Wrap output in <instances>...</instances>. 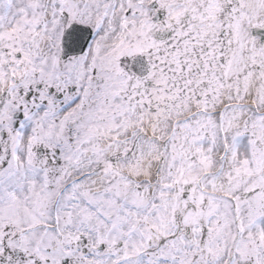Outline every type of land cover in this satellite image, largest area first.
I'll use <instances>...</instances> for the list:
<instances>
[{"label": "snow or ice", "instance_id": "obj_1", "mask_svg": "<svg viewBox=\"0 0 264 264\" xmlns=\"http://www.w3.org/2000/svg\"><path fill=\"white\" fill-rule=\"evenodd\" d=\"M0 264H264V0H0Z\"/></svg>", "mask_w": 264, "mask_h": 264}]
</instances>
